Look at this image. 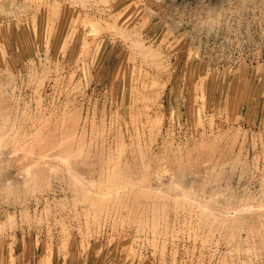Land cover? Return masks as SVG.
<instances>
[{"label": "rangeland", "instance_id": "obj_1", "mask_svg": "<svg viewBox=\"0 0 264 264\" xmlns=\"http://www.w3.org/2000/svg\"><path fill=\"white\" fill-rule=\"evenodd\" d=\"M263 13L0 0V264H264Z\"/></svg>", "mask_w": 264, "mask_h": 264}, {"label": "bare ground", "instance_id": "obj_2", "mask_svg": "<svg viewBox=\"0 0 264 264\" xmlns=\"http://www.w3.org/2000/svg\"><path fill=\"white\" fill-rule=\"evenodd\" d=\"M243 5H244V4H243ZM217 7H218V6H217ZM263 14H264V13H263ZM213 16H214V15H213ZM212 19H214V18H212ZM210 22H211V21H210ZM238 22H239V21H238ZM226 23H227V22H226ZM210 25H211V24H210ZM218 26H219V25H218ZM0 137H1V135H0ZM28 174H29V173H28ZM263 179H264V178H263ZM23 180H24V179H23ZM27 180H29V178H28ZM24 181H25V180H24ZM184 191H185V190H184ZM209 191H210V190H209ZM183 194H184V193H183ZM188 194H189V193H188ZM185 195H186V193H185ZM210 195H211V194H210ZM210 195H209V196H210ZM215 195H216V194H215ZM190 196H191V195H190ZM254 196H255V195H254ZM185 197H186V196H185ZM235 197H236V196H235ZM194 198H195V197H194ZM254 198H255V197H254ZM209 200H210V199H209ZM209 200L207 199V203H208ZM211 201H212V200H211ZM211 201H209V202H211ZM213 201H214V197H213ZM192 203H193V202H192ZM205 203H206V202H205ZM211 203H212V202H211ZM208 204H209V203H208ZM198 205H199V204H198ZM191 206H192V205H191ZM229 206L231 207V206H233V205L230 204ZM236 206H238V205H236ZM205 207H207V206H205ZM233 207H234V206H233ZM209 208H211V207L209 206ZM209 208H208V209H209ZM202 209H203V208H202ZM224 209H225V208H224ZM230 209H231V208H230ZM246 209H247V207H246ZM205 210H206V208H205ZM211 210H213V209H211ZM235 210H236V209H235ZM235 210H234V212H235ZM238 210H239V207L237 208V211H238ZM240 210H242V208H241ZM209 211H210V210H209ZM224 211H226V210H224ZM229 212H230V211H229ZM229 212H228V211L226 212L227 217H230V216H231V215H230V216L228 215ZM238 212H239V211H238ZM212 213H213V212H212ZM216 213H218V215H220L219 211L217 210V212H215L214 216L217 215ZM222 214L224 215L225 213H222ZM226 214H225V216H226ZM235 214H236V213H235ZM188 215H189V214H188ZM241 215H242V214H241ZM209 216H210V215H209ZM225 216H224V217H225ZM236 216H237V215H236ZM236 216H235V218H236ZM243 216H244V215H243ZM215 217H216V216H215ZM220 217H221V216H220ZM233 217H234V216H233ZM238 217H239V215H238ZM245 217H246V216H245ZM252 217H253V216H252ZM218 218H219V217H218ZM222 218H223V216H222ZM222 218H221V219H222ZM235 218H234V219H235ZM247 218H248V217H247ZM224 219H225V218H224ZM226 219H227V218H226ZM238 219H239V218H237V220H238ZM235 220H236V219H235ZM237 220H236V221H237ZM239 220H240V219H239ZM239 220H238V221H239ZM223 221H224V220H222V222H223ZM241 222H242V221H241ZM248 222H249V221H248ZM233 232H234V231H233ZM232 236H233V235H232ZM245 236H246V235H245ZM237 251H238V250H237Z\"/></svg>", "mask_w": 264, "mask_h": 264}]
</instances>
